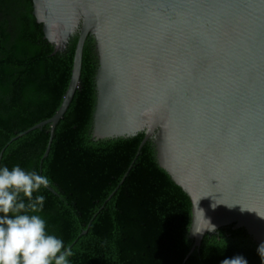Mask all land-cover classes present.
Segmentation results:
<instances>
[{
    "label": "water",
    "instance_id": "1",
    "mask_svg": "<svg viewBox=\"0 0 264 264\" xmlns=\"http://www.w3.org/2000/svg\"><path fill=\"white\" fill-rule=\"evenodd\" d=\"M31 1L53 54L77 40L59 109L10 142L49 125L47 157L90 37L91 138L142 133L138 150L151 142L158 166L190 200L188 255L226 226L264 245V0ZM204 216L215 231L193 234L194 220L198 230L211 227Z\"/></svg>",
    "mask_w": 264,
    "mask_h": 264
},
{
    "label": "trees",
    "instance_id": "2",
    "mask_svg": "<svg viewBox=\"0 0 264 264\" xmlns=\"http://www.w3.org/2000/svg\"><path fill=\"white\" fill-rule=\"evenodd\" d=\"M76 40L64 53L53 54L32 1L0 0V152L5 147L0 166L20 165L49 177L50 184L33 196L46 197L38 214L71 251L70 264H221L237 255L248 264H264L260 246L233 226L206 234L188 255L190 200L158 166L151 142L138 150L142 133L91 138L97 61L90 37L79 88L55 127L47 157L42 159L49 125L10 142L59 109Z\"/></svg>",
    "mask_w": 264,
    "mask_h": 264
},
{
    "label": "clouds",
    "instance_id": "3",
    "mask_svg": "<svg viewBox=\"0 0 264 264\" xmlns=\"http://www.w3.org/2000/svg\"><path fill=\"white\" fill-rule=\"evenodd\" d=\"M49 184V177L35 170H25L20 165L11 169L0 166V264H70L71 251L61 238L47 230V221L38 214L43 211L46 197L33 196ZM204 219L211 227L198 230L194 220L193 234L205 229L215 231L210 220ZM258 251L264 257V245ZM221 264L248 262L237 255Z\"/></svg>",
    "mask_w": 264,
    "mask_h": 264
}]
</instances>
